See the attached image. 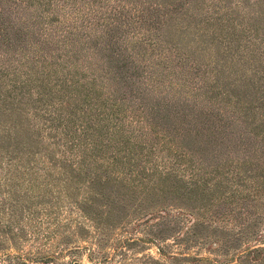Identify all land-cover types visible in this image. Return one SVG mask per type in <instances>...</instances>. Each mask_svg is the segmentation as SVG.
I'll list each match as a JSON object with an SVG mask.
<instances>
[{
	"label": "rangeland",
	"instance_id": "obj_1",
	"mask_svg": "<svg viewBox=\"0 0 264 264\" xmlns=\"http://www.w3.org/2000/svg\"><path fill=\"white\" fill-rule=\"evenodd\" d=\"M109 1L120 7L135 0ZM31 3V10L17 13H35L36 0ZM139 3L156 25L127 32L135 36L131 41L154 43L155 52L146 59L167 63L159 66L164 87L174 80L178 85L169 88H179L182 76L186 86H201V100L214 89L226 115L248 116L235 138L264 139V0ZM16 45L9 48L12 59ZM31 94L18 102L0 89V264H248L239 261L243 251L264 248V191L257 195L259 211L248 200L222 198L236 187L231 184H250L251 168L228 162L221 173L207 175L212 190L220 188V201L213 205L200 194L203 187L187 186L189 173L177 190L175 180L168 179L163 193L145 199L108 159L90 154L88 140L63 139L62 127L52 121L57 112L50 105L56 101L39 98L35 90ZM173 125H167L170 138L179 141ZM149 134L145 139H155ZM81 142L86 147H79ZM81 151L89 154L80 166Z\"/></svg>",
	"mask_w": 264,
	"mask_h": 264
},
{
	"label": "trees",
	"instance_id": "obj_2",
	"mask_svg": "<svg viewBox=\"0 0 264 264\" xmlns=\"http://www.w3.org/2000/svg\"><path fill=\"white\" fill-rule=\"evenodd\" d=\"M32 1L0 0V51L4 50L0 53V89L12 93L18 102L32 96V90L39 98L49 95L57 102L50 105L57 112L52 121L62 127L63 139L88 140L90 154L108 159L123 181L146 195L145 199L163 193L170 180H175L177 190L181 177L189 173L192 179L186 185L196 190L203 187L200 194L213 200V205L220 201V188L212 190L206 177L221 173L229 162L238 168L249 167L255 174L248 178L250 184H231L236 187L230 194H221L223 200H248L255 206L253 211H259L264 139H243L242 135L236 139L237 128L248 116L242 112L226 115L225 105L215 101L214 89L203 93L201 100V86H186L182 76L179 88H169L172 83L178 85L174 80L164 87L159 66L167 63L146 59L154 54V43L131 41L135 36L127 32L144 24L156 25L154 19L145 18L144 5H137L138 0L128 7L111 6L109 0H36L35 13H17L31 10ZM15 44L18 53L12 59L14 51L9 57V48ZM27 48L31 51L26 52ZM82 52L87 54L82 56ZM201 118L211 121L207 125ZM171 121L175 132L179 131V141L170 138L167 125ZM241 131L246 138L247 131ZM149 133L155 139H145ZM86 144L81 142L79 147ZM82 151L80 166L89 154ZM256 235L262 238L261 233ZM243 260L264 264V248L244 250L239 258Z\"/></svg>",
	"mask_w": 264,
	"mask_h": 264
}]
</instances>
